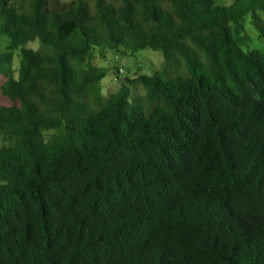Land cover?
Segmentation results:
<instances>
[{"label": "trees", "instance_id": "1", "mask_svg": "<svg viewBox=\"0 0 264 264\" xmlns=\"http://www.w3.org/2000/svg\"><path fill=\"white\" fill-rule=\"evenodd\" d=\"M259 11L0 0V264H264V51L242 24L264 39ZM98 48L164 62L104 100Z\"/></svg>", "mask_w": 264, "mask_h": 264}, {"label": "rangeland", "instance_id": "2", "mask_svg": "<svg viewBox=\"0 0 264 264\" xmlns=\"http://www.w3.org/2000/svg\"><path fill=\"white\" fill-rule=\"evenodd\" d=\"M63 2H71L72 0H62ZM218 5L229 7L234 4L235 0H215ZM260 16L264 20V12L259 11ZM251 15H247L242 22L245 27V36L250 38V43L244 48L246 52L253 50L264 51V39L260 37L259 31L251 23ZM9 39H0V49L2 52H7ZM30 50H40L41 42L35 40L27 46ZM164 62V57L161 52L145 49L135 54H116L108 49L98 48L95 52V57L90 65L107 68L109 74L103 79L101 85L103 99H108L113 93L117 92L121 85L126 82V78L134 79L139 75L153 76ZM21 64L20 50L15 52V58L11 65V69L15 72V77L18 78ZM7 79V75L0 73V92L1 86ZM145 90L141 86L133 88L132 98L143 96ZM3 100L0 95V104ZM55 131H45L43 133L46 141L53 139L56 136ZM11 146L10 143L3 142L0 139V149Z\"/></svg>", "mask_w": 264, "mask_h": 264}]
</instances>
